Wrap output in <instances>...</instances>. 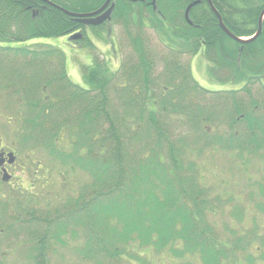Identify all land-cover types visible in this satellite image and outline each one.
I'll return each mask as SVG.
<instances>
[{
	"label": "trees",
	"instance_id": "16d2710c",
	"mask_svg": "<svg viewBox=\"0 0 264 264\" xmlns=\"http://www.w3.org/2000/svg\"><path fill=\"white\" fill-rule=\"evenodd\" d=\"M115 3L113 29L120 25L128 54L123 56L114 29L119 68L112 71L97 58L83 68L82 86L70 79L60 49L10 43L71 35L83 25L38 0H0V86L16 98L7 107L15 109L19 130L31 138L22 137L24 143L41 147L66 172L89 176L75 199L47 212L27 211L21 202L17 214L30 216H0L1 228L11 234L20 221L24 226L17 233L27 236V253L41 260L58 254L64 229L89 244L79 264H107V255L129 246L154 250L170 264H260L264 247L252 243L257 223L238 233L230 224L219 226L217 210L227 200L202 182L199 158L219 148L246 161L264 159V18L261 34L242 42L222 30L208 0ZM212 3L237 37L256 34L264 0ZM201 51L212 63L210 73L222 77L219 82L238 86H202L191 59L182 58ZM243 209L239 204L240 222L249 211ZM222 231L238 236L228 240ZM138 255H128L129 264L164 261Z\"/></svg>",
	"mask_w": 264,
	"mask_h": 264
},
{
	"label": "rangeland",
	"instance_id": "374dc122",
	"mask_svg": "<svg viewBox=\"0 0 264 264\" xmlns=\"http://www.w3.org/2000/svg\"><path fill=\"white\" fill-rule=\"evenodd\" d=\"M115 33L117 40L121 47V52L125 57L128 54L129 46L123 42L121 35V28L116 24ZM150 35L151 47L156 49V37L152 29H148ZM114 32L107 33L106 39H101L100 35L93 31L92 28L88 29V38L86 43L80 41L79 44H73L69 41V35L58 37H36L24 41L10 43L11 46H38V47H54L60 49L66 56V68L68 75L72 82L85 85L83 77V68L87 65L95 63V59H105L112 71H116L120 65V58L117 49V43L113 36ZM114 33V35H115ZM103 36V35H102ZM127 40V39H126ZM128 46V48H127ZM162 59V57H159ZM185 62L191 59V66L194 78L204 87L209 89H229L237 87L238 84L230 82H219L217 79H222L221 76L212 71L211 61L201 51L189 58V56L182 57ZM216 76V77H215ZM13 95L10 90L3 89L0 86V145L1 143L8 147L10 150L16 152L19 161L22 162V169H16V176L12 180V184L0 181V216L2 218H12L23 216H30L32 212L41 211L47 212L54 208L61 207L66 201L75 199L83 186L89 182V176L81 172H66L62 166L51 159L48 154L35 145L28 146L24 143V139L31 140L28 135L21 132L20 123L16 122L13 114L15 109L7 107L9 101L12 100ZM16 98H13L15 102ZM14 105V104H12ZM24 139H23V138ZM66 143V142H64ZM246 158V157H245ZM245 158H240L234 151H227L219 148H209L199 158L201 166L202 182L206 184L214 194H218L219 198L223 197L227 200L225 205H220L217 210V222L219 226L230 224L235 232H242L244 229H254V224L257 223L255 228L256 233L253 235L252 243H255L256 249L259 250L261 245L264 247V159H258L251 156L247 161ZM22 202L23 206H27V211L31 213H19L14 215L12 209L19 207ZM242 204L243 208H249V211L240 222L237 220V208ZM16 206V207H15ZM3 207V208H2ZM7 208V209H5ZM243 209V210H245ZM8 210V211H7ZM13 214L14 216H10ZM240 214V213H239ZM17 218V219H18ZM253 219L255 220L253 222ZM15 222V221H14ZM16 232L23 230V224L20 221L15 222ZM3 226L0 223V228ZM223 230V229H222ZM221 236L231 240L229 233L222 231ZM1 238V237H0ZM85 238V237H84ZM237 238V237H236ZM75 244H83V239L74 237ZM254 241V242H253ZM24 243V241H23ZM245 243L247 251L257 256L253 244ZM69 256L72 255V244H70ZM86 249H90L89 244ZM129 251L127 254L131 256H139L145 260L159 261L160 256L163 257V262L159 261L158 264H170L166 257L161 254H156L155 251L149 248H142L139 246L127 247ZM27 252V249L23 250ZM167 255L166 253H164ZM30 254L26 258L19 257L18 264H36L38 259ZM35 258L34 261L29 260V257ZM76 256V255H75ZM168 256V255H167ZM243 257L242 255H239ZM129 257V258H130ZM22 258V259H21ZM154 258V259H152ZM71 257L65 256L64 262L70 263ZM129 262L131 260H128ZM257 261L264 264V254L258 257ZM18 262V260H17ZM62 261V264L64 263ZM54 264H61V258L55 257ZM138 262H134L137 264ZM77 264V263H76Z\"/></svg>",
	"mask_w": 264,
	"mask_h": 264
},
{
	"label": "flooded vegetation",
	"instance_id": "af4514ba",
	"mask_svg": "<svg viewBox=\"0 0 264 264\" xmlns=\"http://www.w3.org/2000/svg\"><path fill=\"white\" fill-rule=\"evenodd\" d=\"M40 3H47L50 4L52 6H54L53 4H51L48 1H51L53 3H55L56 5L67 9V11L75 13V14H92V13H96L95 15H90V18L92 19H96L99 20L104 14L105 12L109 9L112 8L110 15L108 18H106L105 20H102L98 23H83L80 22L78 20H76L78 23H80L81 25H83L82 27H80L79 30L74 31L73 33H77L79 35L80 39L75 40V44H79L80 41L83 40V42L81 43L82 45L84 43H86L88 38V29L92 28L94 32L98 33V32H103L105 35H107V33H111L114 29H113V18H114V10L116 8V4L115 0H110V2H108V0H104V2L101 5H96V3L98 2V0H59L61 1L60 3L54 2L53 0H38ZM131 1H137V0H131ZM156 0H153V3ZM63 2V3H62ZM86 3L90 4V6L86 5ZM71 5L72 7L70 8ZM76 7V9H75ZM78 8H82V10H79ZM100 17V18H99ZM95 20V21H96ZM10 151H14V150H9L8 147L4 146L1 143V147H0V181H3V172H7L6 176H8L10 179L7 182V184L11 185L12 180L15 178V174H16V169L20 168V170L22 169V162L19 161V158L16 156V159L11 161V159L8 157V153ZM15 153V151H14ZM16 207V206H15ZM12 213L15 215L17 214V207L12 209ZM2 221V219L0 218V222ZM16 226V224H14ZM14 225L12 226V232L11 234L5 233L7 230L6 228H0V237L4 236L6 238H9L6 241H2L0 238V264H18L22 261L19 262V257H21L22 254V258H26L25 256H29V252H24L23 250L26 249V242L24 240L27 239V236L25 235V233H17L16 232V228L14 227ZM62 230V234L60 235V241H56L57 242V251L58 254H53L50 253L48 255L49 258L47 259H39L38 263L36 264H54L53 263V259L54 256L55 257H59V259L61 258V264L62 261L64 262V258L65 256L71 257L72 261L70 263H66L64 262L63 264H79L80 262V256L82 253V250H84V247L86 246L84 243L78 244V243H74L76 242V240L74 239V235L71 234V232H67L64 233V229ZM52 231V230H51ZM79 237V236H78ZM24 241V243H23ZM70 244H72V255L69 256L68 253L69 252V248H67ZM84 245V246H83ZM76 255V256H75ZM107 258H104L105 262L107 264H129V257L127 254V250H122L120 251L119 254H116L114 256H106ZM21 258V259H22ZM32 257H29L28 259L30 260ZM18 260V262H17ZM137 264H141V263H137Z\"/></svg>",
	"mask_w": 264,
	"mask_h": 264
},
{
	"label": "water",
	"instance_id": "95a60500",
	"mask_svg": "<svg viewBox=\"0 0 264 264\" xmlns=\"http://www.w3.org/2000/svg\"><path fill=\"white\" fill-rule=\"evenodd\" d=\"M47 1H48V0H47ZM48 2H50V1H48ZM108 2H110V0H108ZM208 2H209V4H210L212 10L215 12V14H216V16H217V18H218V20H219V24H220V27L222 28V30H223L227 35H229L232 39H234V40H236V41H242V42L247 41V39L239 38V37H237L236 35H234V34H233V33H232V32L226 27V25L224 24L223 20L221 19L220 14L218 13V11H217V10L215 9V7L213 6L212 1H211V0H208ZM50 3H52V2H50ZM52 4H54V3H52ZM54 5H56V4H54ZM56 6H57L58 8H60L61 10H63L66 14L73 16L76 20H78V21H80V22H83V23H87V24H88V23H98V22H100V21H102V20H105L106 18L109 17L110 12H111V10H112V8H109L101 18L99 17V18H100L99 20H96V19H92V18H90V15H95L96 13H92V14H75V13H72V12H69V11L63 9L62 7H60V6H58V5H56ZM262 17H264V11H263V13H262ZM95 20H96V21H95ZM261 32H262V20H261L260 23H259V28H258L257 33H256L251 39H248V40H253V39L257 38V37L261 34ZM73 37H74V38H75V37H79V35H78V36H77V35H74ZM73 37H72V38H73ZM9 157L11 158V161L14 160V154H13V153H10V154H9ZM3 178H4V179H7L8 176L4 175Z\"/></svg>",
	"mask_w": 264,
	"mask_h": 264
},
{
	"label": "bare ground",
	"instance_id": "6f19581e",
	"mask_svg": "<svg viewBox=\"0 0 264 264\" xmlns=\"http://www.w3.org/2000/svg\"><path fill=\"white\" fill-rule=\"evenodd\" d=\"M191 5H192V3H191ZM191 5L189 6V8L191 7ZM263 11H264V9H263ZM263 11H262V13H263ZM219 13V12H218ZM262 13H261V15H260V20L259 21H261L262 19H263V17H262ZM220 14V13H219ZM220 16H221V14H220ZM221 19L223 20V18H222V16H221ZM232 32V31H231ZM233 33V32H232ZM234 34V33H233ZM235 35V34H234ZM229 36V35H228Z\"/></svg>",
	"mask_w": 264,
	"mask_h": 264
}]
</instances>
